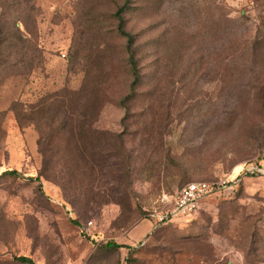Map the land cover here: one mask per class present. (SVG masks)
Segmentation results:
<instances>
[{"label":"rangeland","instance_id":"rangeland-1","mask_svg":"<svg viewBox=\"0 0 264 264\" xmlns=\"http://www.w3.org/2000/svg\"><path fill=\"white\" fill-rule=\"evenodd\" d=\"M123 2L0 0V264H264V0H131L134 101Z\"/></svg>","mask_w":264,"mask_h":264},{"label":"trees","instance_id":"trees-1","mask_svg":"<svg viewBox=\"0 0 264 264\" xmlns=\"http://www.w3.org/2000/svg\"><path fill=\"white\" fill-rule=\"evenodd\" d=\"M15 2L22 5H27L30 0H13ZM131 0H124L123 4L116 10V12L113 15V18L117 21V33L122 38L125 39V57H126V66L128 68L130 77H131V83H130V90L129 95H127L126 100L128 101H134L136 99V90L140 87L142 84V76L140 74V69L138 66L137 61V49H136V40L135 36L131 33L127 32L125 30L126 27V20L125 15H132L134 12H136L138 9L140 10V6L135 5L131 6ZM121 105L124 108L125 107V101H121ZM2 176H11V177H18L17 172L15 171H6L1 174ZM32 181H39V177L36 178H30ZM106 249H116L120 248V246H116L113 243H109L105 246ZM15 261L21 263V264H33L32 260L27 257H17L15 258Z\"/></svg>","mask_w":264,"mask_h":264},{"label":"built area","instance_id":"built-area-1","mask_svg":"<svg viewBox=\"0 0 264 264\" xmlns=\"http://www.w3.org/2000/svg\"><path fill=\"white\" fill-rule=\"evenodd\" d=\"M231 192L235 186L228 188ZM226 190L224 183H210L204 181L191 182L183 186L173 199V203L165 213L151 215L159 223H172L178 218L191 217L200 204L210 197L219 195Z\"/></svg>","mask_w":264,"mask_h":264}]
</instances>
